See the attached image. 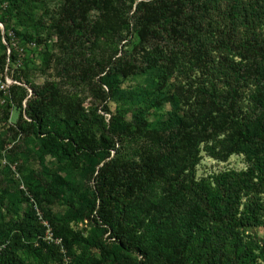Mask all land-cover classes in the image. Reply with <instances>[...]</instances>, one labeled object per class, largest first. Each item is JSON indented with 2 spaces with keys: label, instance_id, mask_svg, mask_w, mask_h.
<instances>
[{
  "label": "trees",
  "instance_id": "obj_1",
  "mask_svg": "<svg viewBox=\"0 0 264 264\" xmlns=\"http://www.w3.org/2000/svg\"><path fill=\"white\" fill-rule=\"evenodd\" d=\"M119 3L132 12L140 45L168 38L202 66L214 46L224 50V61L237 58L236 62L230 58L223 72L236 86L225 94L213 83L198 86L194 109L183 114L172 109L157 129L150 128L149 115L142 110L133 119L111 116L104 125L111 141L149 142L134 159L124 158L113 142L96 139L89 124L100 117L61 98L52 83L32 86L28 98L24 88L11 86V92L23 91L19 103L25 100L26 119L21 114L17 127L63 171L45 173L44 181L29 184V193L46 206L66 203L65 213L49 222L72 257L70 264H82L70 252L76 245L98 251L99 259L91 264H257L259 259L264 263V246L246 234L261 224L263 209L261 205H247V212L240 209L243 198L264 193V0H140L133 11L127 0H66L58 34L65 39L82 29L95 37L105 30L89 25V12L96 9H102L101 19L113 31V7ZM120 22L123 28L128 25L126 18ZM181 61L178 56L149 59L146 68L127 69L119 64L108 73L102 69L99 82L111 92L120 84L119 77L155 73L152 96L156 108L162 109L174 102L167 89ZM247 81L255 90L251 107L243 109L237 84ZM202 145L214 159L241 154L249 166L242 173L215 177L214 186L196 182ZM76 174L94 180L91 197L75 195ZM79 221L90 226L89 238L70 231V224ZM42 234L33 212H25L6 230L0 227V243H7L0 264H25L32 257L39 264H62L57 248L39 240Z\"/></svg>",
  "mask_w": 264,
  "mask_h": 264
},
{
  "label": "rangeland",
  "instance_id": "obj_2",
  "mask_svg": "<svg viewBox=\"0 0 264 264\" xmlns=\"http://www.w3.org/2000/svg\"><path fill=\"white\" fill-rule=\"evenodd\" d=\"M127 1L126 5H131L133 11L140 0H134L132 4V0ZM65 6L66 0H0V68L3 66V72H0V227L5 230L8 224L19 222L25 212H33L36 219L39 213L50 224L53 216H61L67 210L66 203L56 202L46 206L36 201L28 191L29 184L34 186L37 181H44L45 173L62 175L63 171L60 164L40 153L36 144L17 127L21 114L26 119L25 100L20 104L23 91L18 88L11 92V86L24 88L28 98L32 86L52 83L61 98L79 103L89 114L96 113L100 118L89 124L90 133L98 140L102 138L113 142L115 149L128 159L138 156L141 147L149 142L140 138L111 141L104 130L111 116L122 114L133 119L142 110L149 115L150 128L157 129L172 109L179 114L194 109L198 86L213 83L223 94L236 86L228 72L227 75H223V72L231 63L230 58L234 62L238 61L237 58L228 57L224 61L226 53L214 46L213 49L210 47L212 51L202 66L203 63L199 65L192 54H187L182 46L168 38L140 45L132 12L128 13L129 9L121 3L113 7V31L102 21V9H96L89 12V25L104 26V31L90 37L87 31L80 29L64 39L58 34L57 26L64 25L61 19ZM125 18L128 25L123 28L120 21ZM218 25L223 26L221 23ZM120 36L125 40L121 41ZM174 56L182 59L180 69L170 79L167 89L175 99L172 105L167 104L162 109L156 108V98L152 96L155 92L152 84L155 73L135 74L127 79L119 77L120 84L111 92L99 82L103 76L99 74L102 69L108 73L119 64L125 69L129 66L146 68L149 59ZM238 86L237 101L241 108L251 107L250 95L255 87L249 81L240 82ZM248 166L245 156L241 154H232L221 161L209 156L205 145H202L200 161L194 172L195 181L214 186L215 177L229 172L242 173ZM75 180V195L91 197L94 180L84 179L78 174ZM247 205H261L263 209L260 210L261 224L246 234L256 237L258 243L264 246V193L255 192L243 198L240 209L247 212ZM70 231L85 239L91 236L87 222H72ZM70 252L75 258L80 257L82 264H91L99 259L98 251L85 245L72 246ZM259 253L257 250L256 255ZM256 263L264 264L260 259ZM25 264H39V261L36 257L26 258Z\"/></svg>",
  "mask_w": 264,
  "mask_h": 264
},
{
  "label": "built area",
  "instance_id": "obj_3",
  "mask_svg": "<svg viewBox=\"0 0 264 264\" xmlns=\"http://www.w3.org/2000/svg\"><path fill=\"white\" fill-rule=\"evenodd\" d=\"M36 216L38 222L43 228V234L41 237H39V240L46 243L47 245L55 246L57 248L58 253L61 255V263L70 264L71 257L68 255V252L63 244L62 239L55 236L52 226L46 220H44L39 213H37ZM6 244L7 243H0V254L6 247Z\"/></svg>",
  "mask_w": 264,
  "mask_h": 264
}]
</instances>
